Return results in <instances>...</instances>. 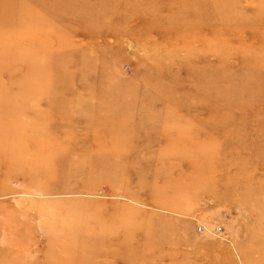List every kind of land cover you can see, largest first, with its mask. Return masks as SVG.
<instances>
[{
	"label": "rangeland",
	"instance_id": "1",
	"mask_svg": "<svg viewBox=\"0 0 264 264\" xmlns=\"http://www.w3.org/2000/svg\"><path fill=\"white\" fill-rule=\"evenodd\" d=\"M121 5L0 0V264H264V15Z\"/></svg>",
	"mask_w": 264,
	"mask_h": 264
},
{
	"label": "bare ground",
	"instance_id": "2",
	"mask_svg": "<svg viewBox=\"0 0 264 264\" xmlns=\"http://www.w3.org/2000/svg\"><path fill=\"white\" fill-rule=\"evenodd\" d=\"M177 1L178 0H173V3L175 4L173 5V7H176L174 11H177L180 16L179 19L175 20L176 24L188 20L200 23V17L202 16L204 18H208V20H215L218 18L221 19V21L224 23L226 21H250L251 17H261L264 15V10L261 14H257L254 16H250L249 13L243 11L239 14H236L235 6H238L237 4H241V0H180L181 2ZM115 2L118 6H120L121 4L123 6L126 5L129 9H127L126 11L117 9L113 13H111V15L120 18L123 17L125 20H132L135 18V16H139L140 14V12L138 11L135 12V6L141 5L145 2H149V0H115ZM112 3H114V1ZM154 5L155 6L149 5L147 9L144 8L142 13L146 14L150 11L156 12V14L169 12V4H166L164 6L161 3H155ZM106 14V11L95 12V15L98 17L105 16ZM159 15L160 14H158L157 16ZM137 21H140V19ZM202 26L205 27V22L202 23Z\"/></svg>",
	"mask_w": 264,
	"mask_h": 264
},
{
	"label": "built area",
	"instance_id": "3",
	"mask_svg": "<svg viewBox=\"0 0 264 264\" xmlns=\"http://www.w3.org/2000/svg\"><path fill=\"white\" fill-rule=\"evenodd\" d=\"M219 231H222V228H219V229H218V232H219Z\"/></svg>",
	"mask_w": 264,
	"mask_h": 264
}]
</instances>
